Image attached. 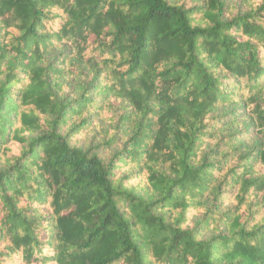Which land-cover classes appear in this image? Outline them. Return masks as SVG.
<instances>
[{
    "label": "trees",
    "instance_id": "16d2710c",
    "mask_svg": "<svg viewBox=\"0 0 264 264\" xmlns=\"http://www.w3.org/2000/svg\"><path fill=\"white\" fill-rule=\"evenodd\" d=\"M0 264H264V0H0Z\"/></svg>",
    "mask_w": 264,
    "mask_h": 264
},
{
    "label": "rangeland",
    "instance_id": "374dc122",
    "mask_svg": "<svg viewBox=\"0 0 264 264\" xmlns=\"http://www.w3.org/2000/svg\"><path fill=\"white\" fill-rule=\"evenodd\" d=\"M248 126H249V121L247 119H244L240 122L238 128L241 130V129H246V127H248ZM258 142H259V139H257L255 136H251V137H249V139L245 143V146L248 148H251V147H254Z\"/></svg>",
    "mask_w": 264,
    "mask_h": 264
}]
</instances>
